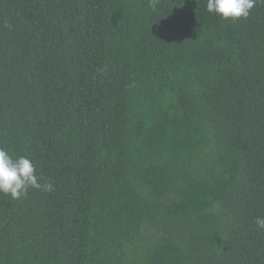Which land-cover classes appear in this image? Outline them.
<instances>
[{
	"label": "trees",
	"instance_id": "trees-1",
	"mask_svg": "<svg viewBox=\"0 0 264 264\" xmlns=\"http://www.w3.org/2000/svg\"><path fill=\"white\" fill-rule=\"evenodd\" d=\"M0 264H264V0H0Z\"/></svg>",
	"mask_w": 264,
	"mask_h": 264
},
{
	"label": "clouds",
	"instance_id": "clouds-1",
	"mask_svg": "<svg viewBox=\"0 0 264 264\" xmlns=\"http://www.w3.org/2000/svg\"><path fill=\"white\" fill-rule=\"evenodd\" d=\"M256 0H207V11L215 12L222 19L247 18ZM52 191L53 186L38 182L36 168L33 162L25 156L13 159L8 152L0 147V193L10 195L17 200L26 196L29 188ZM258 229H264V218L255 220Z\"/></svg>",
	"mask_w": 264,
	"mask_h": 264
}]
</instances>
